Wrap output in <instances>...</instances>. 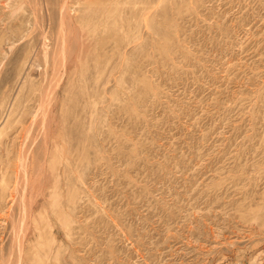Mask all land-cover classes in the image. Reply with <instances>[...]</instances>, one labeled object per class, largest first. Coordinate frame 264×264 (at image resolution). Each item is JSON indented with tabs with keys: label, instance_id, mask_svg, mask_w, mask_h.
Segmentation results:
<instances>
[{
	"label": "rangeland",
	"instance_id": "1",
	"mask_svg": "<svg viewBox=\"0 0 264 264\" xmlns=\"http://www.w3.org/2000/svg\"><path fill=\"white\" fill-rule=\"evenodd\" d=\"M100 1L0 0V264H264V0Z\"/></svg>",
	"mask_w": 264,
	"mask_h": 264
},
{
	"label": "bare ground",
	"instance_id": "2",
	"mask_svg": "<svg viewBox=\"0 0 264 264\" xmlns=\"http://www.w3.org/2000/svg\"><path fill=\"white\" fill-rule=\"evenodd\" d=\"M42 1H43V0H42ZM80 1H81V0H80ZM89 1H90V0H89ZM99 1H100V0H99ZM101 1H105V2H106V0H101ZM101 1H100V2H101ZM109 1H110V0H109ZM105 2H104V3H105ZM110 2L113 3L112 0H111ZM115 2H116V1H115ZM115 2H114V3H115ZM98 3H99V2H98ZM107 3H108V2H106L105 5H108ZM114 3H113V4H114ZM93 4H94V3H93ZM95 4H96V2H95ZM95 4H94V5H95ZM64 5H65V4H63V6H64ZM96 5H97V4H96ZM105 5H104V6H105ZM111 5H112V4H111ZM111 5H110V7H111ZM114 5H115V4H114ZM116 5H117V4H116ZM65 6L67 7V5H65ZM97 6H98V5H97ZM97 6L95 7V9L98 8ZM102 6H103V4H102ZM102 6H101V7H102ZM66 7H63V8H62V9H63L62 11H63L65 14H67V13H66V12H67V11H66ZM91 7H92V6H90V8H91ZM101 7H100V5H99V8H101ZM105 7H107V6H105ZM113 7H114V6H113ZM115 7H116V6H115ZM87 8H88V7H87ZM90 8H88V9H90ZM93 8H94V7H93ZM99 8H98V9H99ZM108 8H109V5H108V7H107V10H108ZM84 9H85V8H84ZM95 9H94V10H95ZM98 9H97L98 14H99V11H100V12H101V11H105V12L107 11V10H104V8H103V9H99V10H98ZM105 9H106V8H105ZM67 10H68V8H67ZM94 10H93V11H94ZM88 11H90V10H88ZM63 12H62V13H63ZM97 12H95V14H96ZM65 14H64V15L61 14V16L63 15V16L65 17ZM68 14H69V13H68ZM63 16H62V17H63ZM67 16H68V15H67ZM62 17H61V18H62ZM65 20H66V19H65ZM69 22H70V21H69ZM72 22H73V21H72ZM70 23H71V22H70ZM73 25H74V24H73ZM67 26H68V25H67ZM70 28H71V27H70ZM72 28H73V27H72ZM68 29H69V28H68ZM64 36H66V35L64 34ZM64 40H65V39H64ZM64 42L66 43V41H64ZM64 42H62V43H64ZM68 52H69V51H68ZM66 54H67V53H66ZM45 59H46V58H45ZM47 61H48V60H47ZM45 62H46V61H45ZM46 63H47V62H46ZM45 110H46V109H45ZM45 110H43V111L45 112ZM51 110H52V109H51ZM40 111H41V110H40ZM46 112H47V111H46ZM52 113H53V111H52ZM50 114H51V113H50ZM38 115H39V114H38ZM45 115H46V113H45ZM52 116H53V114H52ZM52 116H51V117H52ZM42 117H43V116H42ZM53 117H54V116H53ZM0 118H2V117H0ZM9 118H10V117H9ZM36 118L38 119V117H36ZM37 119H35V120L37 121ZM40 119H42V121H43V118H40ZM35 120L33 119V121H35ZM51 121H52V119H51ZM0 122H2V119L0 120ZM31 122H32V121H31ZM40 122H41V120H40ZM40 122H39V124H40ZM33 123H34V122H33ZM33 123H30V124H29V127H30V128L33 126ZM36 123H37V122H36ZM51 123H52V122L47 123V126L45 125V127H47V128H46L45 130L43 129V130H44L43 135H42V136H43V140H42V139H41V140L44 141V144H43V145H44L45 147H46V145H47V147H48V146L50 147L51 145H56V146H57V142H56V140H55V139H57V137H56V138L53 137V136H54L53 134L56 133L57 130H55V129H51V128L53 127V125L55 124L54 121H53L52 126H51V125H50ZM31 124H32V126H31ZM42 124H43V122L41 123V125H42ZM48 124L50 125L49 127H48ZM43 125H44V124H43ZM24 126H25V124H24ZM24 126L22 125L23 128H21V130L24 129ZM37 126H39V125L37 124ZM26 127H28V126H26ZM33 127H34V126H33ZM41 127H42V126H40V129H38L39 131L42 130ZM45 127H44V128H45ZM54 127H55V126H54ZM30 128H29V129H30ZM36 128H37V127H36ZM0 129H1V124H0ZM12 129H13V128H12ZM26 129H27V128H25L24 130L27 131V132H29L30 137H31L32 134H33V136H34V133H33L32 129H31L32 134L30 133L29 129H28V130H26ZM57 129H58V128H57ZM7 130H8V129H7ZM9 130H10V129H9ZM18 130H19V129H18ZM21 130H19V131H21ZM50 130H51V134H50V132H49ZM53 130H55V132L52 134ZM5 131H6V130H5ZM22 132H23V131H22ZM61 132H62V131H61ZM6 133L8 134V131H7ZM18 133H19V135H20V132H18ZM23 133H24V132H23ZM38 133L41 134L42 132H38ZM38 133H37V134H38ZM16 134H17V133H15L14 135H16ZM57 134H58V133H57ZM0 135H1L0 140H3V139L5 138V136H2V133H0ZM5 135H6V134H5ZM19 135H18V136H19ZM21 135H22V134H21ZM23 135H24V134H23ZM26 135H28V134L26 133ZM10 136H11V135H10ZM24 136H25V135H24ZM36 136H39V134H38V135H35V138H37ZM57 136H58V135H57ZM60 136H61V135H60ZM63 136H64V135H63ZM3 137H4V138H3ZM13 137H14V136H13ZM16 137H17V136H16ZM20 137H21V136H20ZM28 137H29V136H28ZM28 137L26 136V137L24 138V140H23L22 138H21L20 140L22 141V143L25 142V140L28 142V140H27ZM30 137H29V138H30ZM7 138H8V137H7ZM10 138H11V137H10ZM35 138H34V142L37 143L39 140L37 141ZM5 139H6V138H5ZM5 139H4V140H5ZM13 139H14V138H13ZM17 139H18V141H19V137H18ZM58 139H59V138H58ZM7 140H9V139H7ZM30 140H31V138H30ZM32 141H33V137H32ZM32 141H31V142H32ZM61 141H62V140H61ZM27 142H26V143H27ZM31 142H30V143H31ZM0 143H1V142H0ZM16 143H17V141H16ZM19 143H21V142L19 141ZM22 143H21V144H22ZM28 143H29V142H28ZM40 143H41V142H40ZM60 143H61V142H60ZM4 144H5V142H4ZM11 144H13L12 141H11ZM11 144H10V145H11ZM14 144H15V140H14ZM6 145H7V143H6ZM6 145H4V147H5ZM8 145H9V144H8ZM17 145H18V144H17ZM17 145H16L15 147H18ZM19 145H20V144H19ZM26 145H29V144H26ZM35 145H36V144H35ZM35 145H34V147H35ZM43 145H42V146H43ZM11 146H12V145H11ZM23 146H25V145L23 144ZM23 146H22V148L25 149V150L23 149V156H24V158H21L22 160L24 159L23 161L21 160V161L23 162V165L21 164L22 166H19L20 164H19L18 162H19L20 160L17 161L18 166H19V169H17V170H21V171H17V172H19V174H20V173H22V174H20V175H21V176H20V175L16 174V172H15L16 176L18 175V176H20L19 178H22V177H23V178H22V181H20V183H19V181H18V182L15 181V183H19V184H18V185L16 184V185H17V186L15 185L16 187H15L14 185H13V186H14L16 189L18 188V191H15L16 189H15L14 187H12V190L15 189V190H13L14 193L12 194V196L15 195V192L19 194L18 197H19L20 201H19V202H15L16 200H19L18 197H17L16 199H14L15 201H14V200H13V201L15 202V205H16V206H17L16 203H19V204H18V207H20V206L23 207L22 209H24V213L22 212V216H24L25 213L28 212L29 216L31 215V216H32L31 218H32V219L34 218V220H35V215H33V213H34V206H35V205L33 204V203H34L33 200H31L33 203L30 202V205L24 200V197H25V195L27 194V191H26L25 189H26V187L29 186V185L26 186V184H29V180H30V179H29L30 176L28 175V172H27L28 170H26L27 168L25 169V165H26V162H27L26 159H28L29 157H31V155H30L31 153L29 152L30 154H29V153L27 154V155H29V157H28L27 155L25 156V151H26L27 146H25V147H23ZM40 146H41V145H40ZM56 146H55V147H56ZM59 146H61V145H59ZM20 147H21V146H20ZM37 147H38V144H37ZM49 147H48V148H49ZM2 148H3V147H2ZM2 148H1L0 151H3V149L5 150V148H3V149H2ZM11 148H12V147H10V149H11ZM32 148H33V147H32ZM32 148H31V149H32ZM40 148H41V147H40ZM40 148L38 147L37 149L39 150ZM50 148H51V147H50ZM57 148H58V147H57ZM6 149H7V152H8L9 149H8L7 147H6ZM14 149H15V148H14ZM31 149H30V150H31ZM42 149H44V148L42 147ZM42 149H40V150H41V153L43 152ZM11 150H12V149H11ZM11 150H10V152H11ZM17 150H18V149L16 148L15 151L19 153V151H17ZM32 150H33V149H32ZM35 150H36V149H35ZM38 150H37V151H38ZM47 150H48V149H47ZM49 150H50V149H49ZM49 150H48V152H49ZM56 150H57V149H56ZM15 151H14V152H15ZM37 151H34V152L36 153ZM44 151H46V150H44ZM52 151H53V150H52ZM5 152H6V151H5ZM5 152H4V153H5ZM34 152H32V153H34ZM2 153H3V152H2ZM41 153H40V154H41ZM44 153H45V152H44ZM44 153H43V155H45ZM46 153H47V152H46ZM52 153H53V152H51V154H52ZM16 154H17V153H16ZM47 154H50V153H47ZM7 155L10 156V153L7 154ZM7 155H6V157H7ZM19 155H20V154H19ZM34 155H35V154H34ZM34 155H33L34 158H37V157H38V156L35 157L36 155H35V156H34ZM41 155H42V154H41ZM43 155H42V156H43ZM14 156H15V154L13 155V157H14ZM16 156H17V155H16ZM46 156H48V155H45L43 158H47ZM4 157H5V156H4ZM17 157H18V156H17ZM27 157H28V158H27ZM2 158H3V157H2ZM8 158L13 160L12 157H11V158H10V157H7V158H6L7 160H6V159H5V160L2 159V160H4V161H8ZM30 159H32V158H30ZM40 159H41V158H40ZM16 160H17V158H16ZM16 160H14V162H15ZM28 160H29V159H28ZM35 160H39V158H38V159H35ZM49 160H51V159H49ZM0 161H1V159H0ZM9 161H10V160H9ZM30 161H31V160H30ZM32 161H33V160H32ZM11 162H12V161H11ZM22 162H20V163H22ZM34 162H35V161H34ZM34 162H32V163H34ZM41 162H42V160H41ZM46 162H47V159H46ZM46 162L44 161V162L40 163V162L37 161V162L34 163V166H35L36 164L38 165V163H39V166H38V167H39L40 169H42V166H43ZM50 162H51V161H50ZM1 163H2V162H1ZM1 163H0V164H1ZM4 163H6V162H3V163H2V164L5 166ZM32 163H29V162H28V164H29L30 166L33 165ZM43 163H44V164H43ZM11 164H15V163H11ZM11 164H9V165H11ZM3 165H2V167H3ZM16 165H17V164H16ZM16 165H14V166H16ZM29 165H28V166H29ZM45 165H46V164H45ZM45 165H44V166H45ZM47 165H48V164H47ZM6 166H7V167H5V169H6V168H9V167H8V164H6ZM20 167H22V169H20ZM32 167H33V166H32ZM32 167L29 168V171H30V169H31ZM10 168H12V167H10ZM36 169H37V168H32V171L35 170V172H37L38 170H36ZM43 170H44V169H43ZM43 170H41V171H43ZM45 170H46V169H45ZM0 171H1V170H0ZM3 171H4V170H3ZM3 171H2V173H3ZM8 171H9V169H8L7 171L5 170L6 173L4 172V175H5V174L7 175ZM14 171H16V170H14ZM14 171H13V172H14ZM46 171H47V170H46ZM46 171H44V172H46ZM11 172H12V171H10L9 173L12 174ZM26 172H27V174H26ZM35 172H34V173H35ZM2 173H1V177L3 176ZM9 173H8V175H9ZM29 173H31L30 175H32V176H33V174H34V173L32 174V172H29ZM37 173L39 174L40 171L37 172ZM37 173H36V174H37ZM41 173H42V172H41ZM15 174H13V175H15ZM43 174H44V173H43ZM43 174H42V175H43ZM45 174H46V173H45ZM8 175H7V176H8ZM13 175H12V176H13ZM7 176H6V179H7ZM10 176H11V175H10ZM12 176H11V177H12ZM18 176L16 177L15 180L18 179ZM32 176H31V178H32ZM39 176H41V174H39L38 177H37V178H39L40 180H43V179H44V178H40ZM4 177H5V176H4ZM13 177H14V176H13ZM13 177H12V178H13ZM41 177H47V176H44V175H43V176H41ZM35 178H36V176L34 175V179H33V178H32V179L35 180ZM4 179H5V178H4ZM4 179H3V177H2V178L0 179V182H1V181L3 182ZM6 179H5V180H6ZM32 179H31V180H32ZM8 180H9V179H8ZM8 180H6V181H8ZM12 180H13V179H12ZM18 180H19V179H18ZM33 180H32V182H33ZM36 180H37V179H36ZM6 181L3 182L4 184H2L3 187H4V185H5L4 188L2 187L4 190H2V188H1V190H2V192H3V191H5V188L8 187V191H9L10 193H12V192H11L12 190L9 189V188H11V187H9V184H10L12 181H11V180H10V182L8 181L9 184H8ZM13 181H14V180H13ZM35 182H36V181H35ZM15 183H14V184H15ZM12 184H13V183H11V185H12ZM34 184H35V183H34ZM30 185H31V184H30ZM42 185H43V182H42ZM0 186H1V185H0ZM29 187H30V186H29ZM31 187H32V185H31ZM42 187H43V186H42ZM28 189H29V188H28ZM28 189H27V190H28ZM31 189H32V188H31ZM1 190H0V191H1ZM6 191H7V190H6ZM28 191H29V190H28ZM42 191H45L44 188L42 189ZM25 192H26V194H25ZM33 192H34V191H33ZM45 192H46V191H45ZM7 193H8V192H7ZM40 193H41V191H40ZM18 194H16V196H17ZM24 194H25V195H24ZM7 195H8V194H6V196H7ZM10 196H11V195H9V197H10ZM16 196H15V197H16ZM31 196H33V195H31ZM5 198H8V197H5ZM5 198H2V199H3L2 201L5 202ZM10 198H12V197H10ZM10 200H11V199H10ZM35 200H36V199H35ZM35 200H34V201H35ZM6 201H7V200H6ZM20 202H21V204H22V202H23L24 204L21 205ZM36 202H37V201H36ZM1 203H2V202H1ZM6 203H7V202H6ZM3 204H5V203H3ZM36 204H38V203H36ZM5 205H6V204H5ZM10 206H11V205H9V208H10ZM2 207H3V206H2ZM13 207H14V205H13ZM18 207H17V208H18ZM11 209H12V208H11ZM11 209H9L10 212H11ZM18 209H19V208H18ZM18 209H17V211H18ZM14 211H15V210H14ZM21 211H22V210H21ZM21 211H20V212H21ZM13 213H14V212L12 211V213L9 214V215L12 217V218H10V219H13V220H12L13 222H17V223H15V225L17 226V224L19 223L20 219H18V221H17V220L14 221V220L16 219V218H15L16 216H13V215H12ZM18 213H19V212H18ZM35 213H36V212H35ZM14 214H15V213H14ZM37 214H38V213H37ZM39 214L41 215L42 213L40 212ZM16 215H17V214H16ZM7 216H8V215H7ZM17 218H18V217H17ZM24 218L27 219V218H29V217L24 216ZM24 218H22V219H24ZM26 219H24V220H26ZM24 220H21L20 223H21L22 221H24ZM12 221H11V222H12ZM13 222H12V224H13ZM25 222H26V221H25ZM23 224H24V222H23ZM25 224H26V223H25ZM25 224H24V225H25ZM36 224H37V223H36ZM13 225H14V224H13ZM24 225L22 226L23 228H24ZM16 226H15V227H16ZM13 227H14V226H13ZM13 227H12V228H13ZM37 227H38V226H36V229H37ZM25 228H26V225H25ZM27 228H28V227H27ZM17 229H18V226H17ZM12 230H13V229H12ZM15 230H16V229H15ZM21 230H22V228H21ZM21 230H19V231L22 232V231L25 230V229H23L22 231H21ZM25 231H27V230H25ZM20 232H17V233L20 234ZM38 232H39L38 235H39L40 237H42V236L45 235L44 231H39V230H38ZM24 233H27V232H24ZM22 234H23V233H22ZM17 235H18V234H17ZM19 237H20V236L17 237L16 234H15V238H19ZM24 237H26V236H24ZM36 238H37V237H36ZM37 239L40 240V238H37ZM22 240L25 241V240H27V239H24V238H23ZM22 240L17 241V242L20 244V245H18V243H17V246H18L19 248L21 247V248H20L21 253L23 252V249L25 250V248L22 247V244H23ZM38 240H36V241L38 242ZM20 241H21V242H20ZM25 242H26V241H25ZM13 243L16 244L15 241H14ZM13 246H15V245H13ZM13 246H12V247H13ZM24 246H25V245H24ZM26 246H27V245H26ZM12 247H11V250H13ZM1 248H2V247H1ZM11 250H10V251H11ZM27 250H28V249H27ZM2 251H3V250H2ZM3 252H4V251H3ZM11 252H12V251H11ZM24 252H26V251H24ZM1 253H2V252H1ZM11 254H12V253H11ZM23 254H24V253H23ZM26 254H28V253H26ZM49 254H50V253H49L48 251H46V252L44 253V255L41 256V257L39 258L40 261H38V262L43 263V264L49 262V261L47 260V259L49 258ZM9 255H10V253H9ZM12 255H13V254H12ZM17 255H18V253H17ZM14 256H15V255H14ZM14 256H12V257H14ZM12 257H11V258H12ZM3 258H4V257H3ZM7 258H8V257H7ZM7 258H5V259H7ZM11 258H10V260H11ZM17 258H18V257H17ZM5 259H4V261H6ZM8 260H9V259H7V261H6L5 263H8ZM10 260H9V261H10ZM14 260H15V258H14ZM46 260H47V261H46ZM31 261H32V260H31ZM2 262H3V261H2ZM9 263H10V262H9ZM9 263H8V264H9ZM11 263H12V262H11ZM11 263H10V264H11ZM32 263H33V262H32ZM36 263H37V262H36ZM12 264H13V263H12ZM15 264H16V263H15Z\"/></svg>",
	"mask_w": 264,
	"mask_h": 264
}]
</instances>
